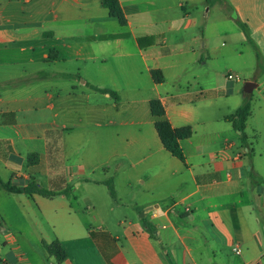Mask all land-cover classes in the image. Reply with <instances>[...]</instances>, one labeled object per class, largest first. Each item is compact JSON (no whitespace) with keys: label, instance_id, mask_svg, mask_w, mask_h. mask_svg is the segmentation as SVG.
<instances>
[{"label":"crops","instance_id":"1","mask_svg":"<svg viewBox=\"0 0 264 264\" xmlns=\"http://www.w3.org/2000/svg\"><path fill=\"white\" fill-rule=\"evenodd\" d=\"M226 1L0 0V178L55 194L0 190V264H264V0Z\"/></svg>","mask_w":264,"mask_h":264},{"label":"trees","instance_id":"2","mask_svg":"<svg viewBox=\"0 0 264 264\" xmlns=\"http://www.w3.org/2000/svg\"><path fill=\"white\" fill-rule=\"evenodd\" d=\"M209 4L216 2L221 3L222 5H227V12L232 13V8L229 6L226 0H207ZM103 6L109 9L112 16L119 19L122 24L126 23L125 16L123 14L122 8L120 6L119 0H103ZM238 26L244 31V33L249 38L248 26L242 23L240 20L236 19ZM250 39V38H249ZM53 54V51L51 52ZM57 53V52H56ZM258 59L260 60V55L258 53ZM111 95H114L111 91ZM153 112L157 117L162 118L157 123V129L160 134L161 140L168 151L172 153L173 156L177 157L182 162H185L186 158L180 146V140L188 138L192 131L190 128H181L174 129L171 124L164 119L165 110L159 102H153ZM252 115V100L251 98L246 101V103L239 108L235 114L228 116L227 120L233 123L234 128L241 134V142L243 145H247L248 136L245 132L246 124L248 119ZM30 160L35 158V161H38V154H30L28 157ZM31 162V161H30ZM105 185L108 187L110 194L113 198L116 197V191L113 180L105 182ZM6 190L11 193L18 194H27L29 196L40 195L44 197H52L55 194H52L49 190L42 188L35 180L28 182L27 184H13L6 183L0 178V190ZM46 250L49 254L54 256L59 262H62L66 259V253L63 246L59 242H54L51 244L43 243Z\"/></svg>","mask_w":264,"mask_h":264},{"label":"rangeland","instance_id":"3","mask_svg":"<svg viewBox=\"0 0 264 264\" xmlns=\"http://www.w3.org/2000/svg\"><path fill=\"white\" fill-rule=\"evenodd\" d=\"M213 4H210V6H212ZM223 13L219 10H217L216 8H211V19L214 20L216 17L218 16H222ZM215 17V18H214ZM239 30V29H238ZM232 37L236 38V35H233ZM235 38L231 39V47H223V40L222 38L219 39V43H220V48L218 51H216V56H215V61L218 62V64H220L221 69L223 71V69L229 68L231 67L233 64H237L236 62L239 60L238 56V51H234V42L236 41ZM229 43V42H228ZM230 44V43H229ZM212 56V52L208 51L206 52V57H211ZM231 65V66H230ZM189 72L192 70L189 69ZM186 74H189L188 72H186ZM191 81V80H190ZM34 180V179H33ZM32 179L30 181H33ZM29 181V182H30Z\"/></svg>","mask_w":264,"mask_h":264},{"label":"built area","instance_id":"4","mask_svg":"<svg viewBox=\"0 0 264 264\" xmlns=\"http://www.w3.org/2000/svg\"><path fill=\"white\" fill-rule=\"evenodd\" d=\"M228 78H229V79H232V76L229 75ZM187 211H189V209H187ZM233 251H234L236 254H238V255H240L241 252H242V250L240 249V246H236V247L233 249Z\"/></svg>","mask_w":264,"mask_h":264}]
</instances>
